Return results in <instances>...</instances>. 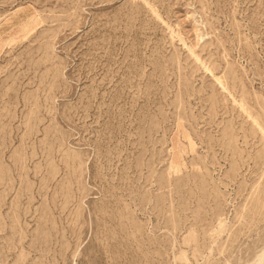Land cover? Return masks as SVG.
Masks as SVG:
<instances>
[{
    "label": "rangeland",
    "instance_id": "rangeland-1",
    "mask_svg": "<svg viewBox=\"0 0 264 264\" xmlns=\"http://www.w3.org/2000/svg\"><path fill=\"white\" fill-rule=\"evenodd\" d=\"M263 244L264 0H0V264Z\"/></svg>",
    "mask_w": 264,
    "mask_h": 264
},
{
    "label": "bare ground",
    "instance_id": "bare-ground-1",
    "mask_svg": "<svg viewBox=\"0 0 264 264\" xmlns=\"http://www.w3.org/2000/svg\"><path fill=\"white\" fill-rule=\"evenodd\" d=\"M251 264H264V246Z\"/></svg>",
    "mask_w": 264,
    "mask_h": 264
}]
</instances>
